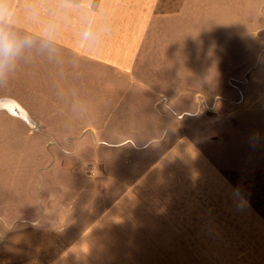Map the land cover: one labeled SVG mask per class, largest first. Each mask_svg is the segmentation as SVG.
I'll list each match as a JSON object with an SVG mask.
<instances>
[{
	"label": "crops",
	"instance_id": "1",
	"mask_svg": "<svg viewBox=\"0 0 264 264\" xmlns=\"http://www.w3.org/2000/svg\"><path fill=\"white\" fill-rule=\"evenodd\" d=\"M193 1L0 0V31L37 38L31 69L77 70L74 62L84 60L89 69L132 71L143 67L147 53L173 52V23L178 35L190 36L187 23L205 16L198 18L204 11ZM67 10L77 21L87 13L88 28L41 25L60 20ZM49 58H55V66L47 65ZM64 59L72 64L63 66ZM179 68L183 74L176 79L121 77L99 85L135 86L145 92V101L165 96L168 102H183L185 113L198 100L216 102L213 119L199 115L197 126L186 117L182 128L155 123L151 129L65 130L71 140L57 141L54 157L35 170L27 188L9 190L3 202L0 196V264H130L128 246L141 245L134 240L143 230L152 236L172 231L173 243L156 245H192L201 244L197 240L213 229L208 224L225 221L228 213L227 222L237 214L239 223L234 211L239 175L257 168L254 155L243 154L247 159L241 160V149L264 150V89L256 93L249 87L264 82V62L184 61ZM61 80L63 104V87L81 79ZM91 84L87 79L85 85ZM240 94L243 106L226 104L240 100ZM111 96L102 94L101 100ZM115 96L122 101L127 94ZM147 149L164 151L143 168L140 155ZM260 165L264 168V161Z\"/></svg>",
	"mask_w": 264,
	"mask_h": 264
},
{
	"label": "rangeland",
	"instance_id": "2",
	"mask_svg": "<svg viewBox=\"0 0 264 264\" xmlns=\"http://www.w3.org/2000/svg\"><path fill=\"white\" fill-rule=\"evenodd\" d=\"M193 2L204 11L198 18L205 15L204 19L187 23L186 29L190 36L178 35V23H173L170 29H175L177 33L173 39V52L168 55L145 54L144 65L140 69L125 72L98 66L89 69L84 60L74 62L79 67L77 70L31 69L30 61L35 60L33 54L39 50L37 38L33 37L32 46L22 48L15 55L14 64L8 60L4 61L0 67L1 202L9 190L15 192L27 188V182L35 170L54 157L57 141L71 140L70 134H67L71 129H151L155 123L182 128L186 117L199 126L197 117L207 115L210 118L217 108L216 102L202 104L198 100L193 103V111L185 113L183 102H168L164 100L165 96L162 97L164 101H145V92L138 91L135 86L99 85L103 79H176L183 74L179 67L184 61L264 62V0ZM67 12L62 18L59 17L60 20H49L41 25H46L47 29L63 31L88 28L87 13L79 14L77 21L71 10ZM29 24L33 28L39 27V23ZM19 29L20 27H17V30ZM18 35L17 33V38H22ZM64 61L63 66L72 64L66 59ZM47 65L55 66V58H49ZM72 77L80 78L81 84L63 87L65 100L62 104L58 100L62 88L58 82L63 79L61 81L70 83L68 79ZM89 78L92 84L85 85ZM249 87L254 88L256 93H261L264 82L257 83L256 87ZM105 93L111 94L112 100H101L102 94ZM124 93L127 94L124 96L125 100L120 101V96H115ZM73 97L76 99H72ZM244 100L240 94V100L226 104L243 106ZM250 100L254 101L256 97L251 96ZM8 101L14 103L17 110L23 111V115L16 109L12 111L1 105L2 102ZM161 115H166L167 118L159 117ZM130 135L129 133V137ZM163 151H141L143 168ZM248 153L254 155L257 168L250 172L241 171L239 175V199L234 200V211H238L239 223L236 220L237 214L234 215L232 223L227 222L226 219L231 216V213H228L224 217V223L208 224L213 226V229H208L207 234L203 233L207 235L205 238L197 240L201 244L192 245H156L158 242L173 243L175 240L172 239V231L165 230L161 231L160 235L152 236L151 231L143 230V235L134 240L140 241L141 245L128 246L129 263L264 264V168L260 165L264 161V150L241 149V160H246L247 156L244 155ZM135 169L138 173L140 167L136 166ZM175 232L178 233L173 230V233ZM191 233L193 237L200 236L198 231Z\"/></svg>",
	"mask_w": 264,
	"mask_h": 264
},
{
	"label": "clouds",
	"instance_id": "3",
	"mask_svg": "<svg viewBox=\"0 0 264 264\" xmlns=\"http://www.w3.org/2000/svg\"><path fill=\"white\" fill-rule=\"evenodd\" d=\"M3 16L7 18V10L4 11ZM33 43L31 37L16 38L7 31H0V67L3 66L5 60L10 61L22 48L31 47Z\"/></svg>",
	"mask_w": 264,
	"mask_h": 264
},
{
	"label": "bare ground",
	"instance_id": "4",
	"mask_svg": "<svg viewBox=\"0 0 264 264\" xmlns=\"http://www.w3.org/2000/svg\"><path fill=\"white\" fill-rule=\"evenodd\" d=\"M1 105H3L5 108H10L11 110H15L14 103L12 102H2ZM23 114V111H22Z\"/></svg>",
	"mask_w": 264,
	"mask_h": 264
},
{
	"label": "water",
	"instance_id": "5",
	"mask_svg": "<svg viewBox=\"0 0 264 264\" xmlns=\"http://www.w3.org/2000/svg\"><path fill=\"white\" fill-rule=\"evenodd\" d=\"M15 109H16V108H15ZM16 110H17V109H16ZM12 111H14V110H12ZM17 112L20 113L21 115H23L21 110H17Z\"/></svg>",
	"mask_w": 264,
	"mask_h": 264
}]
</instances>
